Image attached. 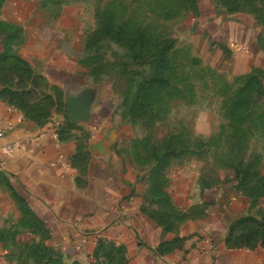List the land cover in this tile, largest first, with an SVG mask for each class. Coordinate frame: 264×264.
<instances>
[{
    "label": "rangeland",
    "instance_id": "374dc122",
    "mask_svg": "<svg viewBox=\"0 0 264 264\" xmlns=\"http://www.w3.org/2000/svg\"><path fill=\"white\" fill-rule=\"evenodd\" d=\"M5 8L18 24L0 19L2 102L56 128L75 143L77 165L90 164L89 92L82 97L51 84L17 52L21 25L42 30L62 50H75L90 83L111 97L104 135L121 136L115 146L128 153L125 167L139 172L141 207L164 234L197 212L165 193L169 167L188 164L204 190L242 194L244 213L229 222L227 236L233 231V241L264 248V154L257 152L264 149V0H0V16ZM203 104L214 114L206 140L193 138L191 121L168 119L173 108ZM197 207L204 213L209 204ZM183 241L163 242L159 250L181 249ZM89 261L131 263L127 246L106 241ZM0 264H85L59 245L2 166Z\"/></svg>",
    "mask_w": 264,
    "mask_h": 264
},
{
    "label": "crops",
    "instance_id": "0c3cea01",
    "mask_svg": "<svg viewBox=\"0 0 264 264\" xmlns=\"http://www.w3.org/2000/svg\"><path fill=\"white\" fill-rule=\"evenodd\" d=\"M6 10L1 21L17 25ZM20 27L24 31L17 52L38 74L65 91L80 96L88 91L90 95L84 122L92 126V156L85 169L77 165L74 142L64 141L54 127L28 121L0 100V129L6 132L0 138V166L65 251L86 264L98 242L106 241L127 246L130 264H264V248L239 249L226 244L229 222L244 213L241 205L246 199L229 188L204 190L195 166L171 165L167 170L165 193L178 206L193 207L197 212L180 230L164 234L157 217L141 207L139 172L125 167L128 153L115 146L121 136L104 135L103 128L111 120V97L103 96L101 88L90 83L75 50H62L40 29ZM3 41L0 29V50ZM99 109L106 110L104 117ZM5 143L16 148L13 156L3 153ZM204 203L209 207L199 212L197 206ZM179 237L184 240L181 249L160 252L163 242Z\"/></svg>",
    "mask_w": 264,
    "mask_h": 264
},
{
    "label": "clouds",
    "instance_id": "9594fccd",
    "mask_svg": "<svg viewBox=\"0 0 264 264\" xmlns=\"http://www.w3.org/2000/svg\"><path fill=\"white\" fill-rule=\"evenodd\" d=\"M168 119L173 123L181 120L191 121L193 138L206 140L209 134L208 130L214 120V114L207 104H203L192 110L173 108L168 115ZM257 152L264 154V149L257 148Z\"/></svg>",
    "mask_w": 264,
    "mask_h": 264
},
{
    "label": "trees",
    "instance_id": "16d2710c",
    "mask_svg": "<svg viewBox=\"0 0 264 264\" xmlns=\"http://www.w3.org/2000/svg\"><path fill=\"white\" fill-rule=\"evenodd\" d=\"M252 82L253 81H251V84H252ZM250 86V84H248L246 87H245V89L243 90V91H241V94L242 93H244V92H246L247 90H248V87ZM239 97V96H238ZM237 102H239L238 101V98H237V100H236V103H235V105H237ZM164 159H165V161H167L166 159H168L169 157L171 158V156H168L167 154H164ZM165 171V170H164ZM160 186H161V184H160ZM166 197H168V195L166 194ZM243 224H244V222H243ZM233 239V231H231L229 234H228V236L226 237V244H227V246L228 247H230V248H253L254 246H252V244L250 243V242H248V239L244 242V243H242V242H238V241H233L232 240Z\"/></svg>",
    "mask_w": 264,
    "mask_h": 264
},
{
    "label": "built area",
    "instance_id": "2783aa9c",
    "mask_svg": "<svg viewBox=\"0 0 264 264\" xmlns=\"http://www.w3.org/2000/svg\"><path fill=\"white\" fill-rule=\"evenodd\" d=\"M5 131L0 129V138L4 137L5 135ZM3 153L7 156V157H11L14 155L16 148L12 145V144H8L5 143L3 144Z\"/></svg>",
    "mask_w": 264,
    "mask_h": 264
}]
</instances>
